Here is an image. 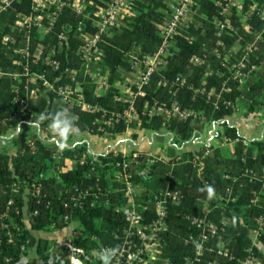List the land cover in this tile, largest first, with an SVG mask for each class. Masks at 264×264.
<instances>
[{
	"label": "trees",
	"instance_id": "16d2710c",
	"mask_svg": "<svg viewBox=\"0 0 264 264\" xmlns=\"http://www.w3.org/2000/svg\"><path fill=\"white\" fill-rule=\"evenodd\" d=\"M86 1L89 3L88 11H93L97 4L103 5L106 0ZM216 1L198 0L196 21L191 22L182 35L176 38L173 55L166 67L161 68L145 87V98L121 101V91L116 84L123 82V75L132 70L128 56L131 51L135 50L140 56L157 52L161 43L158 31L165 21L166 13L170 11L172 0H133L122 24L103 37V55L91 70L109 75L110 87L105 94H96L97 84L90 75L85 79L86 66L77 56V49L83 40L80 33L72 29L71 46L59 56L62 69L80 70L81 79H84L85 99L99 110H68L78 117V131L103 138H116L131 128L154 133L166 129L174 136L173 145L182 146L193 142L197 131L204 132L206 127L216 123L222 128V132L218 134L220 139H239L229 146L214 145L208 155L205 154V145H201L197 153L186 151L180 155L176 146L171 145L168 147V160L162 159L148 165L141 158L142 164L131 171V182L134 187H138L136 201L143 207L140 208L142 223L150 224L158 215L154 204L167 190L169 176H174L175 182L171 187L180 191L182 201L168 207V231L162 246L163 257L172 264H186V259L195 254L192 243L188 241L191 235H197L198 232L189 221L194 216L206 217L218 224L224 219L230 220L226 231L212 242V246L215 247L221 240L233 256L232 259L220 257L214 250L206 253L203 261L196 264H209L213 261L239 264L252 253L264 264V233L259 237V245L254 243L251 235L252 230L257 227L256 220L264 215V180L252 178L247 172L254 170L260 174L264 170V138L249 139V146H245L243 140L246 138L226 120L235 116V107L225 108L221 102L219 109H216L214 101L208 100L207 93L212 88L219 91L225 79L216 75L221 68L220 60L210 55L211 69L214 70L211 76H207L208 65L195 66L191 63L194 56L205 53L206 46L211 49L216 43L215 20L221 10ZM255 2L264 5V0H246V7ZM32 7L33 0H22L0 16V67L4 70L20 68L16 65L18 56L4 47L1 40L4 35L13 33L12 27L17 15L30 14ZM82 18L73 10L66 9L57 21L55 30L47 38L41 40L38 34H33V45L55 43V35L63 25L76 24ZM86 21L89 24L87 29L94 33L95 27L90 20ZM255 22L260 26L259 20L255 19ZM240 33L245 39L252 40V36L243 29ZM236 40V36L226 39L229 47ZM263 59L264 40L260 42V50L253 61L260 63ZM178 76L186 78V86L172 87V82ZM204 79L207 82L205 85ZM166 81L171 83L166 85ZM16 84L9 76L0 80V134L15 131V126L29 121L33 113L65 108L49 93L42 95L37 102H30L31 112L20 113L19 117L12 119L23 107L14 100L12 89ZM230 85L232 92L224 93V99L239 106L247 104L248 108L242 115L248 117V121L264 117V65L244 86L239 87L233 81ZM203 90L206 93L203 94ZM174 99L185 108L203 112L205 119L202 120V125L196 127L178 119H149L143 115L145 103H171ZM132 104L141 118L128 125L118 117ZM47 123L45 121L40 127L45 130ZM199 133L196 134L197 137ZM47 139L38 134L37 128L35 132H31L28 126L27 135L20 133L10 147L0 149V214H5L0 220V264H22L23 258L28 257L29 251L33 249L36 257L29 258L25 264H61V261L63 264H70L68 259H53L50 241L36 238L33 232L61 230L71 223L76 224L74 231L79 233L74 246L83 251L79 260L83 264H101L93 252L101 245L121 247L125 238L124 230L129 228L125 209L130 197L127 185L118 180L114 167L124 160H130L136 151L127 155L115 151L93 154L87 143H79L61 151ZM137 152L141 155L148 154ZM59 154H62L60 159ZM205 184H211L215 188V196L211 199L206 193L198 191ZM34 185L35 188L40 187L39 194ZM87 189H91L92 193L87 198L79 197V193ZM259 196L262 200L253 203ZM66 215L71 216L70 223L64 221ZM25 216L30 217L29 224L25 222Z\"/></svg>",
	"mask_w": 264,
	"mask_h": 264
},
{
	"label": "built area",
	"instance_id": "2783aa9c",
	"mask_svg": "<svg viewBox=\"0 0 264 264\" xmlns=\"http://www.w3.org/2000/svg\"><path fill=\"white\" fill-rule=\"evenodd\" d=\"M20 1L22 0H1L0 16L11 9L16 2ZM132 2L133 0H106L103 5L97 4L95 10L88 11L89 3L86 0H33L30 14L19 13L12 27L13 33L4 35L1 40L4 47L18 56L16 65L20 68L19 70L10 71L0 67V80L9 76L17 82L12 89V93L14 94L15 102L23 106L21 111L12 119L19 117L20 113L31 112V109H29L30 102H37L42 95H48L49 93H52L57 98V101L67 109L79 108L97 112L99 108L89 104L85 99L83 93L84 79H81L80 70L74 68L63 71L59 56L71 46L72 36L70 32L75 29L80 33V37L83 40V43L77 49V56L86 66L84 77L86 79V76L90 75L93 78L97 84L96 94H105L110 87L109 75L94 73L91 67L103 55L101 46L103 37L109 35L112 29L122 24L123 18ZM216 4L221 9L219 17L215 20L214 37L216 38V43L211 49L206 46L205 53L194 56L191 63L195 66L208 65L207 76H211L214 74V70L211 69L210 55L220 60L221 68L216 72V75L225 79L221 83L220 90L217 91L216 88H212L207 93V98L210 101H214L216 109H219L222 102L225 108L234 106L236 109L235 115H241L248 108V105L243 103L242 106H239L237 103L224 99L223 94L232 92L231 81L242 87L264 65V59L260 63L253 61L255 54L260 50V42L264 40V5L255 2L246 7V0H217ZM198 8V0H177L171 5L170 11L166 13L165 21L158 31L161 43L157 52L140 56L133 50L128 54L132 70L128 74L123 75V82L120 81L116 84V87L121 91V96L119 97L121 101L146 97L145 87L150 84L153 76L161 68L166 67L174 53L176 38L182 35L191 22L196 21ZM66 9L73 10L78 16L83 18L78 20L76 24L63 25L61 30L55 35V43L51 45L44 43L33 45V34H38L41 40L47 38L55 30L57 21ZM241 14H243V18L239 17ZM255 19L260 21V26L257 25ZM86 20H90L91 25L95 27L96 31L94 33L87 29L89 24ZM241 29L246 34L251 35L252 40L245 39L244 35L240 33ZM229 36L237 37L231 47L228 46L226 41ZM170 83V81L165 82L166 85ZM203 83L204 85L207 83L205 79ZM186 84V78L178 76L172 82V87H184ZM196 92L199 91L197 90ZM202 92L203 94L206 93L204 90ZM143 115L149 117V119L154 117L178 119L189 122L191 126L196 127L202 125V120L205 119L203 112L185 108L175 99L171 103H155L154 105H150L147 102L143 109ZM118 118L129 125L139 121L141 115L132 104ZM22 124L20 123L21 126ZM218 126L214 123L211 126L212 129L206 130V127L204 132L199 133L197 131L196 134L199 133L198 137L195 134L193 143L200 146L205 145L207 148L206 155L212 152L214 145L224 147L239 141V139L232 141L228 137L220 139L218 136L219 131H217ZM37 131L40 136L45 139L48 138L49 142L57 145L56 139L47 128L44 130L40 127ZM49 133L51 134L50 137ZM249 142L248 138L243 140L245 146H249ZM61 157L62 154H59L58 159ZM141 158H144L148 165L162 159L168 160L152 153L141 155L135 152L130 160H124V162L118 163L114 167L118 180L127 185L126 188L130 199L125 209L129 228L124 230V242L119 247V255L113 264H172L170 260L163 257L162 246L165 242V234L168 231L166 221L168 207L170 204H180L182 195L179 190L171 187L175 182V178L170 175L167 190L154 204L158 214L157 218L150 224L142 223L143 216L140 208L143 207L136 201L138 187H134L131 182L133 178L131 171L142 164ZM119 168H122V171H119ZM247 172L252 178L264 180V170L260 174L254 170ZM35 189L39 194L41 191L40 187ZM91 193L92 190L87 189L80 192L79 197L87 198ZM260 200L262 198L259 196L252 202L257 203ZM9 204L11 205L12 202ZM75 207H77V204H75ZM4 216L5 214H0V220ZM64 221L70 223L71 216L66 215ZM189 221L191 226L196 228L198 232L197 235H191L188 239L195 249V254L193 257L186 259V264L201 263L205 254L214 250L220 257L233 258L221 240L217 242L215 247L212 246V242L226 231V228L230 225V220L224 219L223 222L218 224L208 220L206 217L194 216L190 217ZM256 221L257 227L252 230L251 235L254 243L259 245V237L264 233V215L258 217ZM78 234L75 233L74 236L67 238L62 246L51 245L50 253L52 256L65 260L68 259V255H70L72 250L74 259H79L83 251L74 246ZM71 246L74 247L71 249ZM105 247L112 246L101 245L93 254L97 256L98 251ZM262 263V260L253 253L239 262V264ZM209 264L220 263L213 261L209 262Z\"/></svg>",
	"mask_w": 264,
	"mask_h": 264
},
{
	"label": "crops",
	"instance_id": "0c3cea01",
	"mask_svg": "<svg viewBox=\"0 0 264 264\" xmlns=\"http://www.w3.org/2000/svg\"><path fill=\"white\" fill-rule=\"evenodd\" d=\"M177 0H172V4L175 3ZM240 18H243V14L239 15ZM238 17V18H239ZM242 116V115H241ZM243 117V116H242ZM240 117V115H235L234 117L228 118V122L232 125L238 128L240 134L244 136L245 138H248L250 140H255V139H263L264 138V130L262 128H259L255 125H252L247 119H243ZM237 119V121H236ZM211 129L208 128L207 130ZM217 131L222 132V128L220 126L217 127ZM77 134L82 135L81 137L83 138L82 142L88 144L89 151L93 154H106L109 151H115V152H121L123 154H129L131 152H137V151H142V152H147V153H155V155H160L162 157H165L168 159V153L166 152H161L158 153L156 150L155 144L152 142L149 145L147 144H141L139 141H132L130 138L126 137L125 133L123 135L117 136L116 139L117 141L115 143L111 142L107 145V150L104 152H99L101 149L98 148L97 145L98 142L100 141L99 136L97 135H92L88 133H81L80 131H77ZM89 137L92 138V141H90ZM72 141V140H71ZM73 142H69L68 144H72ZM80 142L76 143L75 145L79 144ZM192 147L197 148L196 150L191 149L190 151L193 153H197L200 149L201 146L197 144H192ZM200 147V148H199ZM109 148H111L109 150ZM180 150V149H179ZM184 151V150H183ZM182 151V152H183ZM181 151L178 152L180 155L182 153ZM25 222L27 224L30 223V219L28 216H25ZM75 227L76 224H71L68 227L61 229V230H55V231H49V232H40V231H35L33 232L34 236L36 238H45L50 241L51 245H58L62 246L67 238L72 237L75 235ZM36 257V251L35 249L29 251V256L25 257L22 261V264H25L29 258H35ZM69 260V259H68ZM70 264H83L79 259H73V261H70Z\"/></svg>",
	"mask_w": 264,
	"mask_h": 264
},
{
	"label": "clouds",
	"instance_id": "9594fccd",
	"mask_svg": "<svg viewBox=\"0 0 264 264\" xmlns=\"http://www.w3.org/2000/svg\"><path fill=\"white\" fill-rule=\"evenodd\" d=\"M47 121V129L57 141V148L61 151L68 148L69 137L75 135L78 131V117L76 114L69 111L67 108H58L55 111H41L33 113L32 118L27 121L29 128H37ZM23 128L20 124L15 126V131L5 132L0 134V149L6 148L20 133ZM198 191L207 194L209 199L215 196V188L211 184H205L198 188ZM199 246V245H197ZM74 246H71V249ZM120 252L119 245L112 247H105L98 251L97 256L101 264H113ZM55 259V257H53ZM69 261H73L74 253L71 250L68 255ZM63 264V261H61Z\"/></svg>",
	"mask_w": 264,
	"mask_h": 264
},
{
	"label": "rangeland",
	"instance_id": "374dc122",
	"mask_svg": "<svg viewBox=\"0 0 264 264\" xmlns=\"http://www.w3.org/2000/svg\"><path fill=\"white\" fill-rule=\"evenodd\" d=\"M241 115H240V117L243 116L242 117L243 119H248V117H246L244 115L241 116ZM236 121H237V119H236ZM249 122L252 125H255V126L262 128L264 130V118H260L259 120H257L256 118L249 119ZM21 127L23 128V131L21 132V134L27 135L28 134V124L23 123ZM208 128H210V127H207V129ZM30 129H31V132L36 131V128H30ZM11 131L12 130H10L9 132H11ZM127 133L128 134H126V137L130 138L132 141H136V142L139 141V142H141V144H147V145H149L150 143L153 142L156 146V150L158 153H161V152L168 153V149H169L168 147L171 145L172 146L175 145V144L173 145V143L175 141L174 136L172 135V133L170 131H168L166 129H163L159 133H154L152 131L141 130L139 128H135V129L131 128L127 131ZM205 135H206V133H205ZM81 136L82 135H79L76 133L75 135H72L71 137H69L68 141L73 142L71 145L68 144L69 147L75 146V144L78 142L84 143V142H82L83 138ZM99 138H100V141L98 142L97 145H95L101 149L99 152H104L105 150H107V145L109 143L111 144V142L115 143L117 141L116 139H112L109 137H105V138L99 137ZM89 139H90V141H92L91 137H89ZM192 144H193V142H189L187 144H183L182 146H176V145L175 146H176V149L178 150V152H180V151L182 152L183 150H184L183 152H186V151H190L191 149H193V150L197 149L195 147H192ZM10 146H11V143L8 145V147H10ZM110 149L111 148H109V150ZM154 152L152 154H155Z\"/></svg>",
	"mask_w": 264,
	"mask_h": 264
}]
</instances>
